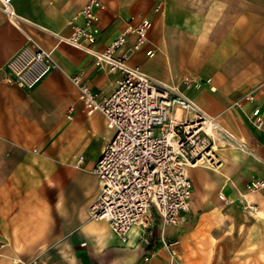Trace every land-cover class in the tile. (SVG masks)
<instances>
[{
	"label": "crops",
	"instance_id": "0c3cea01",
	"mask_svg": "<svg viewBox=\"0 0 264 264\" xmlns=\"http://www.w3.org/2000/svg\"><path fill=\"white\" fill-rule=\"evenodd\" d=\"M87 1L13 0L15 21L0 7V67L28 44V37L52 51L58 65L31 89L0 82V264H144V258L146 264H169L154 213L149 227H132L124 241L106 221L86 215L99 191L93 168L112 131L102 115H87L69 77L82 74L101 97L109 96L121 77L58 42L57 35H70V23ZM100 1V33L92 48L102 51L127 21L148 18L146 46L131 53L130 37L119 54L127 52L128 64L151 79L177 87L247 148L225 143L216 152L219 166L188 169L189 209L181 224L164 228L179 262L192 260L185 238L204 220L211 223L208 237L220 220L239 218L246 210V228L264 231V222L255 225L264 219V189L245 190L248 183L264 180V0ZM147 50L152 55L146 56ZM254 107L260 109L259 128L250 114ZM79 156L84 161L75 168ZM219 192L231 203L220 205ZM243 198L255 209H243ZM211 252L207 248L200 256L204 263L210 264Z\"/></svg>",
	"mask_w": 264,
	"mask_h": 264
},
{
	"label": "built area",
	"instance_id": "2783aa9c",
	"mask_svg": "<svg viewBox=\"0 0 264 264\" xmlns=\"http://www.w3.org/2000/svg\"><path fill=\"white\" fill-rule=\"evenodd\" d=\"M12 1L0 0V7L9 20L15 21ZM102 8L100 0H88L73 17L70 35L56 37L58 42L89 54L98 69L121 74L115 89L106 97L93 93L82 74L69 78L78 89L87 115H102L112 131L93 168L99 191L88 207L87 217L106 221L124 241L132 227H149L152 213L161 225L181 224L192 199L188 169L197 165L219 166L216 152L225 143L233 142V138L177 87L151 79L140 67L128 64L127 52L119 54L130 37H134L129 48L131 53L146 46L151 25L148 18L141 16L136 21H127L102 51L94 50L92 45L100 33L98 11ZM159 8L154 11L158 12ZM27 41V45L0 67V82L31 89L58 68L52 51L41 48L29 37ZM145 54L150 56L152 51L147 50ZM182 82L187 85L188 79L183 77ZM246 99L252 102L254 98L248 94ZM178 110L179 118L175 117ZM250 114L259 128L262 125L260 109L254 107ZM67 118L71 119V115ZM83 161L79 156L74 167L79 168ZM261 189H264V180L252 181L245 187L247 192ZM217 196L223 203H231L221 192ZM242 203L244 209H255L245 198ZM161 244L169 264H181L178 250L162 237ZM148 261L149 258H144L143 263Z\"/></svg>",
	"mask_w": 264,
	"mask_h": 264
},
{
	"label": "rangeland",
	"instance_id": "374dc122",
	"mask_svg": "<svg viewBox=\"0 0 264 264\" xmlns=\"http://www.w3.org/2000/svg\"><path fill=\"white\" fill-rule=\"evenodd\" d=\"M219 204L224 205L225 203ZM243 211V216L241 215L240 219L232 216L220 220L218 226L213 229L208 237L205 235H208L211 229L209 220L201 222L198 229H191V233L185 238L190 245L189 249L191 247L193 249L190 250L193 254L189 264H206L200 256L207 251V248L212 250L210 264H217L218 260L219 264H264V233H262L264 231L261 228L248 230L246 228L250 222L248 212ZM196 222L193 220L190 226L195 228ZM261 222H264V219H256L255 225L261 224ZM161 237L164 238L162 230ZM210 241L212 242L211 245L208 244ZM215 248L217 249L215 250Z\"/></svg>",
	"mask_w": 264,
	"mask_h": 264
},
{
	"label": "bare ground",
	"instance_id": "6f19581e",
	"mask_svg": "<svg viewBox=\"0 0 264 264\" xmlns=\"http://www.w3.org/2000/svg\"><path fill=\"white\" fill-rule=\"evenodd\" d=\"M180 115H181V112L178 110L177 112H176V114H175V117H177V118H179L180 117ZM220 125V124H219ZM221 126V125H220ZM223 129H225L227 132H229L230 133V135L232 136V138H233V142L236 144V146H238V148H242V149H244V150H246L247 148L244 146V142H239L237 139H236V137H235V135L234 134H232L229 130H227L224 126H221ZM234 143L232 144V145H234ZM231 144V143H230ZM246 148V149H245ZM197 166H199V165H197ZM194 167H196V166H194ZM193 168V167H192ZM214 168H216V167H214ZM190 169V168H189ZM250 193H254V192H250ZM88 212V209L86 210V215L88 214L87 213ZM220 215V217H222V215H223V213H220L219 214ZM92 221V220H91ZM176 226V225H175ZM162 227V232H163V234L165 235V230H164V228L165 227H168V226H164V225H162L161 226ZM161 235V234H160Z\"/></svg>",
	"mask_w": 264,
	"mask_h": 264
}]
</instances>
